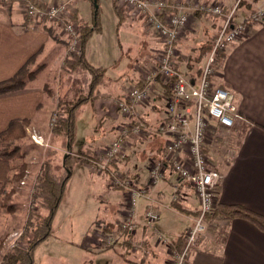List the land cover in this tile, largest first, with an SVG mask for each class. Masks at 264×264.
<instances>
[{
    "label": "crops",
    "instance_id": "1",
    "mask_svg": "<svg viewBox=\"0 0 264 264\" xmlns=\"http://www.w3.org/2000/svg\"><path fill=\"white\" fill-rule=\"evenodd\" d=\"M32 1L46 7L65 0ZM80 1H65L69 2V16L76 23L80 16ZM90 1L93 12L97 9L101 12L100 0ZM167 1L171 3L179 0ZM180 1L192 17L188 28L177 41L175 66L192 84L198 85L208 56L205 47H209L222 28L224 16L196 11L192 5L216 2L223 5L228 13L236 0ZM241 6L237 10L234 23L245 20L253 9L264 7V0H245ZM113 7L118 19V31L124 28L135 36V43L127 45L128 47L122 46L119 57L120 61L126 59L130 62L127 63L128 67L118 73L119 76L115 79L105 77L108 67L104 57L97 65L89 61V40L93 33L101 28L98 21V27L94 29L90 20L86 19L92 30L85 44L84 54L94 68H102L103 77L98 79V102L101 109L110 115H119L122 113L118 102L127 98L131 87H142L146 84L144 73L156 64L158 56L164 50V44L150 25L148 15L133 16L126 7L119 6L117 0H113ZM171 10L172 8L167 9ZM68 45L69 37L57 21L32 19L27 15L22 0L11 6L0 2V82L13 77L25 65L31 71L38 69L25 88L0 95V133L6 130L13 120L28 119V131L36 132L38 136L49 141L56 139L52 132L51 120L57 111L59 100L70 101L75 99L77 94L89 91L96 74L85 68L70 70L66 67L70 56ZM118 60H115L113 67L118 66ZM53 71L56 75L46 81L49 74L53 76ZM39 74H42V81L38 83ZM77 75L84 79L83 84L73 86V79ZM125 77L129 85L123 88L120 82H123ZM211 80L215 87L230 90L234 94L235 103L242 114V118L237 120L230 131L218 125L214 144L206 148L209 165L224 175L223 184L219 189V202L244 205L264 215V21L251 22L242 37L227 45ZM56 81L59 86L57 100L53 91L57 87L50 88ZM64 82L65 86L62 85ZM96 88H91V96H94ZM152 89L150 99L137 107L138 117L146 126H150L149 129L145 130L141 138L132 136L123 157L114 161L124 176L133 179L137 187L146 189L148 196L142 204L143 211L139 213V225L134 233H128L122 224L126 210H120L123 217L121 220L115 215L116 207L112 204L106 205L101 220L96 223L90 237L89 244L92 248L87 246L93 251L90 259L94 256L96 264H102V261L108 264H172L171 250L182 247L185 231L194 223L200 208V201L192 184L182 179L167 162L164 179L156 185L150 184L152 162L168 161L171 157L166 151V143L170 137L158 130L159 125L167 121V103L171 93L161 78L155 81ZM62 91L67 94V99H62ZM119 93L123 94L122 97ZM45 123L50 127V132L44 131ZM212 124L215 125V122L212 121ZM227 132H232L238 141L236 156L231 161H227L220 152L222 136ZM114 133L111 142L118 134V127H115ZM111 142L102 144L96 150L89 147L81 149L93 150V154L98 157V153ZM65 150L64 148V152ZM110 166L113 167L112 163ZM91 168L97 170L95 167ZM41 172L42 170L39 174ZM97 175L101 184L112 187L111 172H105L102 176L97 171ZM167 196L169 198H166ZM126 200L124 193L121 208L126 209ZM150 208L160 216L154 224L146 217ZM168 216L176 218L177 224L185 219V228L172 240H166L164 237L171 234ZM210 223L209 220L207 233L192 249L187 264H264V230L243 217L215 223V227L210 226ZM100 230H106L104 234H114L116 241L108 245ZM159 235H162L165 241L160 240Z\"/></svg>",
    "mask_w": 264,
    "mask_h": 264
},
{
    "label": "built area",
    "instance_id": "2",
    "mask_svg": "<svg viewBox=\"0 0 264 264\" xmlns=\"http://www.w3.org/2000/svg\"><path fill=\"white\" fill-rule=\"evenodd\" d=\"M22 1L25 3L27 15L32 19L55 20L62 26L69 37V54L82 52V36L78 24L69 16V2L62 1L43 7L32 0ZM244 1L236 0L228 13L223 5L216 2L192 5L196 11L224 16V24L212 40L199 84L195 85L177 70L174 61L177 56V41L188 28L192 17L185 11L183 2L117 0L119 6L126 7L133 16L148 15L150 25L163 41L164 50L158 56L156 64L145 71L146 84L142 87H131L127 98L118 102L122 115L129 118V122L121 125L116 138L98 153L96 169L100 171L109 162L118 161L124 155L129 139L132 136L141 138L144 135L145 124L138 117L137 107L150 99L152 85L159 77L164 83H168L171 95L167 103V121L162 122L158 130L170 137L166 143V151L171 157L168 161L152 162L150 184L156 185L164 179L167 162L182 179L192 184L200 201L195 221L185 231L182 247L171 250L172 264H187L192 249L207 233L208 215L213 213L220 203L219 189L223 184L224 175L209 165L206 148L214 144L218 125L230 131L237 120L242 118V114L235 103L234 94L230 90L215 87L211 77L215 74L221 54L227 45L242 37L251 22L264 21V7H259L253 9L245 20L234 23L237 10ZM169 8L172 10L167 11ZM61 117V113L56 112L51 124L54 125ZM33 138L37 143H42L36 135ZM174 153L177 154L173 156ZM235 156V150L229 149L225 157L227 161H231ZM113 174V184L127 190V207L122 224L123 228L132 234L139 225L136 215L138 199L146 190L137 187L130 177L123 178L120 171L116 170ZM146 217L151 224L160 219L159 214L152 208L147 210ZM159 237L165 241L162 235ZM107 240L109 245L116 241V237L109 235Z\"/></svg>",
    "mask_w": 264,
    "mask_h": 264
},
{
    "label": "rangeland",
    "instance_id": "3",
    "mask_svg": "<svg viewBox=\"0 0 264 264\" xmlns=\"http://www.w3.org/2000/svg\"><path fill=\"white\" fill-rule=\"evenodd\" d=\"M80 2L82 3L79 10L80 16L78 21L86 22V19H89L91 26L94 27L96 21L101 25V28L98 29L97 32L95 31L93 37L89 40L87 53L89 61L97 65L104 57L106 66L108 67L107 73L105 72V77H113L117 79V76H119L118 73L124 71L128 67L127 63H130L126 59L120 61L121 58L119 57L122 53V46L128 47L127 45L135 43V36L124 28L118 31V19H116L113 0H100L101 12L98 20L95 18L96 16L93 12L91 1L81 0ZM83 3H85V5H83ZM116 59H119L118 62H120L118 66L113 67ZM37 70L38 69H36L35 72ZM52 74L53 76H50L49 74L46 77V81L56 75L54 74V71ZM41 79L42 74H39L37 82H41ZM57 81L54 85L52 84L50 86V88L53 89L57 87L56 90H53L54 95L56 96L54 98L56 100L58 99L59 88ZM83 81L84 79L80 75H77L74 77V84L72 85L80 86L83 84ZM120 83L123 88H126L129 85L126 77L124 78V81ZM62 85L65 86L66 83L64 82ZM91 88L92 84L89 87V91L82 94H85L86 96L90 95ZM99 89L100 86H97L94 96L83 103L79 109L76 118V134L72 144V151L74 152H78L81 148L86 147L96 150L102 144L110 143L115 134V127H118L119 129L121 125L129 122V118L124 117L120 113L119 115H110L105 113V110L101 109L99 105L100 102H98V99H100ZM110 94L113 93L110 92ZM77 95L76 97H78ZM119 95L122 97L123 94L119 93ZM61 97L62 99H67L68 96L62 91ZM149 127L150 126L145 125V130H148ZM44 131L50 132V127L46 126V123L44 125ZM34 135L39 138L42 142L41 144L34 140ZM65 141V139L61 138H53L52 141H49V139L46 140L41 136H38L36 132H30L27 130L26 137L11 143L12 148L19 147L20 152L23 154L20 159L13 162L16 169L12 174L18 172L23 163L26 164L27 171H25V175L20 180H13L7 186V193L4 196V205L0 208V242H4V253L7 250L12 249L18 243V239L22 235L30 211L40 210L41 213L48 214L49 210L47 208L40 209L37 207V204L33 202L32 194L35 191L37 177L41 170V164L44 161L47 159L51 160L54 163L57 174L60 175L63 173L64 154L69 153ZM222 141L220 152H222L224 157L229 152V149L236 150L238 141L236 137L234 138L232 132L224 134V136H222ZM64 148L66 149L65 152ZM93 150H90L92 154ZM110 163L111 162H109L104 169L102 168L99 171V174L103 176L105 175V172L110 171ZM97 171L98 170L91 168V166L87 164L78 161L73 162L72 175L66 181L62 199L52 219V233L35 248L33 264L97 263L94 256L90 259V254L93 251L90 250L92 246L89 244L95 225L101 220L103 208L109 204L116 207L117 211L115 215L122 220L123 217H121L120 210L126 209H124V207L121 208L120 206L121 203H124V193H127V190L124 187L116 188V185H114L112 181V175H114L112 173L110 176L112 187L107 184H101ZM115 171H113V173ZM107 178L109 179V177H106V179ZM139 188L145 189L144 187ZM146 193L147 192H144L138 199L136 214L137 221L140 220L139 213L143 211L142 204L145 203L146 196H148ZM166 198L169 197L167 196ZM179 216L183 218L182 215ZM168 217V225L171 226V234H167L164 237L166 240H172L177 237L179 233L181 234L185 228V219L177 224L176 218H173L172 216ZM178 220L180 221L181 219L179 218ZM100 231L101 235H104L106 243L108 244L107 238L112 234H104L106 230H104V232L102 230ZM87 246L91 247L89 248ZM102 264L108 263L102 261Z\"/></svg>",
    "mask_w": 264,
    "mask_h": 264
},
{
    "label": "trees",
    "instance_id": "4",
    "mask_svg": "<svg viewBox=\"0 0 264 264\" xmlns=\"http://www.w3.org/2000/svg\"><path fill=\"white\" fill-rule=\"evenodd\" d=\"M19 1L20 0H8L1 2L5 6H11ZM99 13L98 9L94 13L97 20L99 18ZM72 21L75 22L74 20ZM77 24L82 36V52L80 54H69L70 56L66 63V67L70 70L85 68L94 71L96 74L93 77V89L98 86L99 77H103V73L101 72L102 68H94L87 61L84 54L85 44L92 29L87 22L78 21ZM97 27L96 24L94 29H97ZM211 47L212 41L209 47H205V52L209 53ZM36 74L37 72L31 71L27 65L23 66L13 77L0 82V95L25 88ZM165 86L169 89L168 83H165ZM91 97V95L86 96L85 94H79L78 97L70 101L59 100L57 112L61 113L62 117L52 125V132L54 137L66 140V148L69 153L64 154L63 173L58 175L54 163L49 159L42 163V172L37 177L35 191L32 196L33 202L37 204V207L40 209L47 208L49 210L48 214H43L40 210L30 211L22 235L18 239V243L12 249L4 253V242H0V264H33L35 248L52 233V219L62 199L66 181L72 175L73 162L78 161L96 168L98 157L92 154L89 149H80L78 152L72 151V144L76 134V118L79 109L82 104ZM29 124L30 120L28 119H15L6 130L0 133V208L4 205V196L7 193V186L13 180H20L25 175V171H27L26 164L23 163L19 171L12 174L16 169L13 162L20 159L23 154L20 152L19 147L12 148L11 143L27 136ZM112 165L113 167L111 166L109 169L110 171L118 170L115 162H112ZM113 171H111L112 174ZM122 177H125L124 174ZM116 188L123 187L116 186ZM235 217L246 218L260 229L264 230V215L240 204L219 203L217 209L208 215V221H211L210 226L215 227V223H221L224 220Z\"/></svg>",
    "mask_w": 264,
    "mask_h": 264
}]
</instances>
